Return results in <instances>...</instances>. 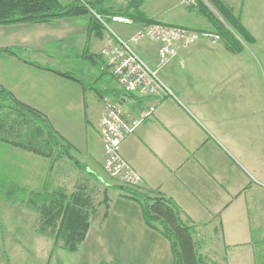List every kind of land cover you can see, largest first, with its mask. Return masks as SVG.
<instances>
[{"label": "crops", "instance_id": "0c3cea01", "mask_svg": "<svg viewBox=\"0 0 264 264\" xmlns=\"http://www.w3.org/2000/svg\"><path fill=\"white\" fill-rule=\"evenodd\" d=\"M137 1L139 11L156 22L215 33L198 10L181 8L180 0H107L113 7ZM222 1L253 38L240 52L221 36L215 43L202 37L158 67L153 43L136 46L171 94L120 90L90 15L0 25V88L43 115L86 172L96 174L105 173L104 96L116 101L128 120L153 106L151 116L120 146L141 185L177 203L192 222L204 224L194 226L204 234L217 236L226 248L220 264H264V0ZM143 24L134 20L115 28L126 37ZM51 170L47 158L0 141L5 194L0 197V264H10L8 250L24 240L40 247L51 243L37 233V214L15 189L42 192ZM126 193L114 192L103 213L96 212L65 264H173L170 243L145 224L139 203ZM57 261L53 256L52 263Z\"/></svg>", "mask_w": 264, "mask_h": 264}, {"label": "trees", "instance_id": "16d2710c", "mask_svg": "<svg viewBox=\"0 0 264 264\" xmlns=\"http://www.w3.org/2000/svg\"><path fill=\"white\" fill-rule=\"evenodd\" d=\"M207 2L222 20L202 2H199L197 10L211 23L215 34L225 39L231 50L240 52L245 43L253 41L240 19L222 0H207ZM109 3L107 0H71L67 4H62L59 0H0V25L44 23L64 17L90 15L91 30L102 36L103 28L95 15L106 21L111 15L119 14L135 21L140 20L144 24L156 23L155 20L147 18L139 11L142 4L140 1L127 2L124 10L115 9ZM0 95L8 103L10 114H15L11 123L7 122L9 119L7 115L0 114L1 142L47 159L54 154L52 142L55 147L60 148L59 154L67 153L70 148L69 144L52 132L43 115L17 102L8 91L2 88H0ZM15 189L18 191L16 193L21 195V203H26L37 214L34 225L37 233L51 239L54 248L61 240L63 244L59 245L61 249L70 253L79 249L90 222L97 212V206L91 194L82 190L66 193L62 189L49 191L45 188L42 192L27 191L16 187ZM128 189L125 195L139 203L145 224L161 233L170 243L173 264H205L197 256L193 228L181 221L180 215L184 213L179 211L171 199L159 194L158 191L147 188L145 192L142 189ZM153 192L159 195L152 197ZM108 201L109 199H107L106 206ZM6 261H8L7 258Z\"/></svg>", "mask_w": 264, "mask_h": 264}, {"label": "built area", "instance_id": "2783aa9c", "mask_svg": "<svg viewBox=\"0 0 264 264\" xmlns=\"http://www.w3.org/2000/svg\"><path fill=\"white\" fill-rule=\"evenodd\" d=\"M199 2L204 3V0H180L182 6L193 10L198 9ZM95 16L103 28L101 54L105 58L109 72L124 93L150 96L171 94L160 78L158 69L151 67L139 54L136 46L143 41L155 45L156 63L158 67H161L177 55L179 48L190 47L202 37L208 38L212 43L219 39V35L215 33L200 32L184 26H173L160 22L143 24L125 37L115 26H131L134 23L132 18L113 14L106 21L98 15ZM102 101L104 105L100 130L104 152L102 169L112 179L130 188H136L143 180L124 159L120 146L144 118L151 116L154 107L151 106L144 110L139 118L128 120L124 117L121 106L112 98L105 95Z\"/></svg>", "mask_w": 264, "mask_h": 264}, {"label": "rangeland", "instance_id": "374dc122", "mask_svg": "<svg viewBox=\"0 0 264 264\" xmlns=\"http://www.w3.org/2000/svg\"><path fill=\"white\" fill-rule=\"evenodd\" d=\"M114 3L116 4V7L114 8L118 10H124L127 4V2H114ZM178 5L185 10L189 9L187 7L182 6L179 2ZM211 10H213L212 12L218 14L213 7H211ZM218 18L220 20L222 19L220 16ZM173 26H177V25H173ZM197 31H204V30L197 29ZM213 32H215V30ZM250 43L251 42L245 44L248 45ZM142 57L145 58L144 56ZM158 74L161 78L160 72H158ZM8 106L9 105L6 102L5 98L2 95H0V114H4V116L7 115L9 118L7 122L11 123L14 120L13 118L15 117V114L14 113L10 114L11 110L9 109ZM37 123H39L38 119H37ZM51 144L52 147H54V154L52 155V157L48 158L52 169L51 178H49L50 185L47 186V189L49 191H52V189H62L66 193L75 192L77 190H82L86 193H89L92 195L94 199V204L97 206L96 208L98 210L97 215L100 216L105 210L107 199H109V197H111L114 194V192L116 191L125 192L129 190L128 188L130 187L123 185L122 182H119L116 179L115 181H113L111 177L107 176L103 172L99 174H96L94 172H90V173L86 172L85 167L73 157L70 151L67 150V153L62 152V154H59L60 148L57 146L56 148L54 142H52ZM33 155L45 158L37 154H33ZM1 181L2 179H0V182ZM141 184L134 189L135 190L142 189V191L145 192L146 188H144L143 185ZM3 187H4V183H0L1 201L3 200L2 197H4L5 195L4 191L3 190L1 191ZM158 195L159 194L157 192H153L152 197L154 196L157 197ZM175 204L179 209V211L183 213L181 207L177 203ZM180 219L189 227L193 228L195 247H196V252L198 254L197 256L203 260L202 262H204L205 264H220L218 261L219 260L218 256L219 255L223 256L226 253V248L222 247V245L217 242L216 240L217 236H213L211 233L204 234L202 228L194 227L196 226V224L197 226L199 225L203 226L204 224H199L198 222L195 221L192 222V220L189 219V216H187L186 214L185 215L181 214ZM203 221H207V220H203ZM1 222L5 228L6 222L4 220H1ZM14 233L15 235H19V231ZM37 245L38 242L24 240L21 242V245L19 247H13L10 250H8L7 253L10 258L9 259L10 264H57V263H52L53 256L54 259L60 261V262L57 261L59 264H65L69 256H73L71 255V253L61 249V247L59 246V245H63L61 240L57 242V246L55 248L52 247V241L49 244V246L46 247H40Z\"/></svg>", "mask_w": 264, "mask_h": 264}, {"label": "water", "instance_id": "95a60500", "mask_svg": "<svg viewBox=\"0 0 264 264\" xmlns=\"http://www.w3.org/2000/svg\"><path fill=\"white\" fill-rule=\"evenodd\" d=\"M204 3H205V5H207L210 9H211V6H210V4L207 2V0H204ZM213 11V10H212ZM216 14V13H215ZM217 16H218V14H216ZM219 17V16H218ZM222 20V19H221Z\"/></svg>", "mask_w": 264, "mask_h": 264}]
</instances>
